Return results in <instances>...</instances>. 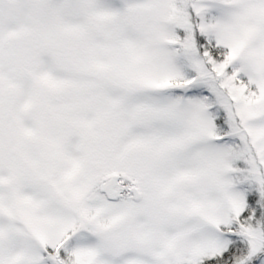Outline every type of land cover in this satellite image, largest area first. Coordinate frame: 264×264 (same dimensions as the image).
<instances>
[{
    "label": "snow or ice",
    "instance_id": "obj_1",
    "mask_svg": "<svg viewBox=\"0 0 264 264\" xmlns=\"http://www.w3.org/2000/svg\"><path fill=\"white\" fill-rule=\"evenodd\" d=\"M0 264H264V0H0Z\"/></svg>",
    "mask_w": 264,
    "mask_h": 264
}]
</instances>
